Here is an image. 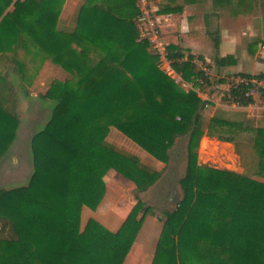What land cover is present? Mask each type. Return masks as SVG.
Masks as SVG:
<instances>
[{"label": "trees", "instance_id": "1", "mask_svg": "<svg viewBox=\"0 0 264 264\" xmlns=\"http://www.w3.org/2000/svg\"><path fill=\"white\" fill-rule=\"evenodd\" d=\"M64 4L0 0V54L37 48L75 76L73 84L66 80L48 91L54 105L31 140L28 184L0 189V264H122L144 219L136 209L155 214L141 202V192L160 181L156 164L170 163L179 139L185 151L181 196L164 211L153 264H264V127L243 113L220 111L205 124L206 101L176 83L151 43L139 39L135 0H87L98 15L92 34L59 27ZM166 52L185 80L203 77L193 59L204 56L174 43ZM16 63L14 71L23 74L25 64ZM239 74L264 78V72ZM242 90L232 89L222 100L253 104ZM19 123L16 88L0 74V157L14 143ZM243 133L252 139L239 138ZM204 135L234 143L244 171L198 164ZM110 169L136 185L135 210L117 231L93 217L81 229L82 210L99 206Z\"/></svg>", "mask_w": 264, "mask_h": 264}, {"label": "rangeland", "instance_id": "2", "mask_svg": "<svg viewBox=\"0 0 264 264\" xmlns=\"http://www.w3.org/2000/svg\"><path fill=\"white\" fill-rule=\"evenodd\" d=\"M149 1L153 17L156 19L155 4L153 1ZM69 17H71V26L84 30L85 34H92V31L96 28L98 15L95 14L93 9L91 10L87 4V0H69V3L63 9V15L61 19L59 18V22H63L64 27H69V21L67 20ZM159 28L161 39L166 47L167 44L163 39L161 27ZM88 30H91V32ZM106 42L113 44V41L108 39H106ZM253 43L255 44L253 41H244L237 50L240 59H234L232 55L228 56L223 69L214 63V56H211L212 62L210 63L213 70L212 81L214 85L210 89H206L205 92L209 93L213 102L209 106H206L203 111L205 124L215 111H220L228 114L243 113L249 119H252L251 121L256 126L264 127V100L262 98H257L254 104L247 107H231L222 100L224 90L222 89V85H220V81L224 77L231 75L227 74L225 70L241 68L249 73H254L257 70L259 61H257L256 49H253ZM249 51L250 53L247 54ZM19 59L25 64L23 74L14 71L17 65L16 61ZM0 74L6 75L16 88L20 116L17 137L8 152L0 157V189H2L28 184L34 171L31 140L34 134L49 120L54 105V99L48 94V91L53 84L59 85L66 80H71V84H73L75 76L65 68L64 62H57L51 55L37 48H34L32 54H27L22 47L0 54ZM239 138L250 140L252 139V135L243 133ZM183 148L184 140L179 139L172 150L173 158L170 163L164 168L160 166L164 176L161 184L158 187L151 188L142 198L141 202L151 206L155 214H150L146 209L141 208V205H138V208L140 207L142 211L139 212L136 209V215L140 218L144 216V219L122 264L126 261L127 264H133V260H137V256L140 255V246H136L135 244L136 238H138V242L145 245L144 250L146 253L140 264H153L158 241L163 229L164 211L174 208L176 205L174 198L181 196L179 178L185 169V162L183 160L185 151ZM200 162L201 164L210 163L217 166V168L243 167L241 166V159H239L236 151H233L230 144L221 143L216 138L207 139L204 136L200 140L198 149V164ZM76 165L80 166L81 163L76 162ZM121 177L124 176L115 169H110L105 175L106 186L112 190L115 189V186L112 184L118 178L122 179ZM136 203L133 191L127 195V198L121 197L118 203H116L117 215L123 218L125 222ZM71 208L70 210H72ZM96 209L92 210L88 208L87 212L82 213L79 224L81 229L84 228L89 218L94 217ZM72 214H68L66 220L67 226L70 229L73 224ZM149 216L154 219V222L148 220L146 222V218ZM134 253H136L135 256Z\"/></svg>", "mask_w": 264, "mask_h": 264}, {"label": "crops", "instance_id": "3", "mask_svg": "<svg viewBox=\"0 0 264 264\" xmlns=\"http://www.w3.org/2000/svg\"><path fill=\"white\" fill-rule=\"evenodd\" d=\"M151 1L155 4L156 19L160 24L163 39L167 45L171 43L180 44L184 48L189 49L194 55L204 56L209 62H212L211 56H214V63L216 64L217 58L228 57L230 55L234 59H240L237 51L241 47L240 45L244 41H253L255 42V44L253 43V49H256L255 54L259 62L257 70L250 74L264 72V0H253L249 4H238L237 0H220L217 5L214 4V0ZM68 3L69 0H66L63 9ZM62 15L63 10L60 19ZM67 20L70 26L64 27L63 22L61 23L60 21L58 25L61 29L76 28L75 26H71V17ZM216 39L217 44L215 42ZM249 53L250 51L247 54ZM225 65L226 62H223L219 67L223 69ZM225 72L227 74L249 73L241 68L225 70ZM204 138L210 139L211 137L204 135ZM220 142L230 144L233 151H235V145L232 142ZM238 157L240 159L239 155ZM162 163L156 164L158 171H162V168L166 166L165 163ZM212 166L217 167L215 165ZM229 169L240 173L244 171L243 167L237 166ZM121 178L113 182L112 185L115 186L114 191L106 186L105 195L93 217L112 231H117L124 222L123 218L117 215L116 203H118L121 197L127 198V195L131 191L134 193L136 189V185L131 180L125 177ZM163 178L164 176L151 188L158 187ZM149 190L141 192V197L143 198ZM87 209L85 207L82 213L87 212ZM147 220L154 222V219L150 216L146 218V222ZM135 244L136 246H140V255L133 262L140 264L146 253L144 250L145 245L138 242V238H136ZM135 255L136 253H134ZM124 264H127V261Z\"/></svg>", "mask_w": 264, "mask_h": 264}, {"label": "built area", "instance_id": "4", "mask_svg": "<svg viewBox=\"0 0 264 264\" xmlns=\"http://www.w3.org/2000/svg\"><path fill=\"white\" fill-rule=\"evenodd\" d=\"M138 8V15L136 17L139 39H147L158 57L162 69L178 84L188 89H193L198 92L199 96L206 101V106H209L213 101L209 93L205 92L206 89L213 87L212 81L213 70L210 66V62L207 59H200L195 57L193 63L203 72V77L193 76V81L185 80L183 75L177 72L172 61L168 59L166 47L160 36V25L159 22L153 17V11L150 6L149 0H135ZM198 84H196V82ZM208 80H211L212 84H208ZM201 84L204 86H201ZM224 94H229L232 89H237L240 86L244 87L241 93L245 94L246 97H252L254 101L258 98L261 99L262 92L264 91V78L257 77H246L239 73L231 74L223 78L220 82ZM217 85V86H220ZM216 86V85H215ZM230 95V94H229ZM231 107H247L241 106L234 102V98L230 102H226ZM255 103V102H254ZM253 103V104H254ZM252 105V104H250ZM249 106V105H248Z\"/></svg>", "mask_w": 264, "mask_h": 264}]
</instances>
